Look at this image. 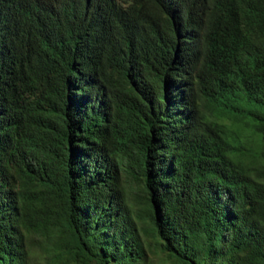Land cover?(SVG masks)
Segmentation results:
<instances>
[{"label": "trees", "instance_id": "1", "mask_svg": "<svg viewBox=\"0 0 264 264\" xmlns=\"http://www.w3.org/2000/svg\"><path fill=\"white\" fill-rule=\"evenodd\" d=\"M264 264V0H0V264Z\"/></svg>", "mask_w": 264, "mask_h": 264}, {"label": "rangeland", "instance_id": "2", "mask_svg": "<svg viewBox=\"0 0 264 264\" xmlns=\"http://www.w3.org/2000/svg\"><path fill=\"white\" fill-rule=\"evenodd\" d=\"M149 258L152 262V264H171L170 262H167L165 260V256L160 252H151L149 253ZM37 264H45L44 262L37 263Z\"/></svg>", "mask_w": 264, "mask_h": 264}]
</instances>
